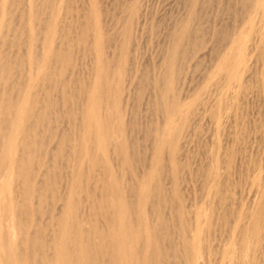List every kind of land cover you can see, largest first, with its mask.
Listing matches in <instances>:
<instances>
[{
    "label": "rangeland",
    "instance_id": "1",
    "mask_svg": "<svg viewBox=\"0 0 264 264\" xmlns=\"http://www.w3.org/2000/svg\"><path fill=\"white\" fill-rule=\"evenodd\" d=\"M260 1L261 4L257 3L256 5L255 0H0V3L4 4H0V12L3 11L1 12L2 14L0 16V19L3 16L0 24L5 21V23H2L3 26L0 25V28L3 27L2 29H0V62L2 61L0 65H3L5 71L4 72L3 70H0V74L3 73L2 77H4L0 80V91L2 90V86L4 87V85L6 84V89L3 88L5 91L4 95H7V91H10V89L12 91L10 92L13 93L12 95H14L22 87V81L26 77L23 81V85L25 83V86L27 87H25V90L24 88L22 89L21 94H24L25 97H31V95L33 96L34 94H36V96L34 95V102H36L34 103L35 113L34 116L32 115L30 117L29 122L34 123L35 121L38 124V126L36 123L33 124V126L36 127L34 128V136H30L32 137L31 139H35L36 141L41 140V144L38 145L35 150H32L33 155L31 152V156L33 159H31L33 161L31 160L30 162L31 164H33L34 162L33 165L35 166V164H38L37 158L40 159L42 157L40 159V163L42 166L38 179H46L48 177V180H50L52 177H54L56 182V184H54V187L55 189H57L56 194L59 196H64L66 195V192L63 194V191L68 184V174L71 173L72 177L74 175V177H76V179H72V181H74V184L72 182L71 188H75L74 185H76V180L78 184V180L81 181L82 179L83 181V179L85 178L86 180L84 179V182H81V184L83 183L82 185L80 183L78 184V186L80 187L85 186L84 188L81 187L82 189H84V191H82L79 187L80 190H78L82 191V195H79L84 199L86 197H89L88 202H91V199L95 201L96 196L97 198L100 197V200L98 199L97 201H95L98 204L104 200L102 198L106 196L105 192H108L107 187H109L112 183L111 182L108 185V182L110 180L109 177L111 175L112 179L110 181H112L114 178L117 179H114V182L112 183L113 185L117 182V184L120 183L119 185L122 184L121 186H124L126 182L130 183L128 184L129 186L127 185L128 188L126 185L124 186V189H126L127 191V189H132L131 187L134 183V181L132 180L134 178L136 179V177L138 176L137 178L139 179V176L142 177L143 173H145V176H143V178H146V174L150 170L149 172L152 178L151 185L153 186V184L159 183L158 192H161L160 195L165 192H170L169 194H173V196L175 195V193L182 194H179V196H177L176 194L174 197L175 199L173 200V197L171 198L169 197V195L166 196V194L168 193H165L164 197L166 196L169 198L165 197L166 202L162 201L165 205V208L164 205L162 206V209H164V211L161 210V207H159L160 205L157 207L158 209H156L155 206V214H158L157 216H159L160 213L161 216L159 217V220L161 218L163 219V221H161L162 219L160 220V224L162 222H167L169 224L168 226V224L165 223L166 226H168L167 228H165V224L162 223L163 227L165 226L164 229H168L167 231L164 230L168 234H166V243L164 242V247L168 248L169 245L168 249L165 248L167 252L169 251L170 247H172L171 238L169 240L168 236L171 235L170 237H172L176 235L175 233L177 232V229L179 227L181 229V233L183 234L184 240L187 242V244L189 243V247H191V249L194 246H197L200 240L202 242H199L202 245L198 244V246L200 248H203L202 250L199 248L200 252H204L205 250V254L201 253L205 255V258L203 259V255H200L199 258L201 257L200 260H202V262L198 261V259L196 264H199V262L200 264H205L203 260H205L206 264H226L228 260L229 264H235V261L236 264L237 261L242 262L238 264H253L254 261L259 264L261 263V259L264 264V246H262V244H264V239H260L262 240L260 241V243L263 242L261 244L258 242L259 239H257V241L252 244V247L251 244L246 243L244 244V246L241 244V247H243H240L241 249H239L238 246H240V244L237 245L236 247H238L239 251L241 250L240 252H238V250L236 252L235 246H233L234 250L230 247L233 250L232 254H230L232 250L228 247L231 246L230 244L233 240L235 242H237L238 240L237 244L240 243V239H237L238 236H235L236 232L234 231V229L236 228L237 224H241L242 221L240 220V218H242L245 213L243 211H245L247 208L249 209L251 206V201V204H253L257 196H259V192H257L258 194H256L255 189L257 190V183L264 176V26H262L264 24V9H262L264 8V0ZM8 2L9 4L8 6H6V3ZM252 2L253 4H251ZM10 3H12V5ZM1 6L6 7L2 9ZM256 7L258 8V10ZM251 9H255V16L253 13L254 11L252 10L251 12ZM260 9L262 11H259ZM30 11L31 13H29ZM95 11L97 14L95 13ZM262 13L263 15H260ZM30 14L32 15V17ZM252 14L254 18L252 17ZM5 15L6 17H8L7 15H9V17L7 18L8 21L6 20ZM88 15H91L90 18L88 17ZM99 16L102 18V20ZM28 18H30V20ZM89 19L91 22L89 21V23H87L86 20L88 21ZM29 21L31 22L29 23ZM49 22L51 26L47 25L49 24ZM99 22L102 23V26L101 23L99 24ZM77 25L79 27H77ZM89 25L90 27H93L91 28L92 30L90 29ZM52 26L56 27L53 28ZM48 27L52 29L50 30ZM46 28L47 30H45ZM101 28L103 29V31ZM93 29H95V31ZM52 30H56V33ZM46 31H49V33ZM92 32L97 33L94 34ZM99 32H102L103 34ZM51 34L54 36V38ZM77 34H79L80 36L79 39ZM48 36H52V38ZM103 37L106 41L103 40ZM48 39H51L53 42L49 41ZM50 42L54 44H51ZM59 43H63L61 46H59V48H61L63 52L61 51V49L59 50L63 53L62 56H66L67 60L70 59L66 61V59L64 58V60L66 62H69V64H66V62L64 63V61L60 60H49L50 52L54 49V47H57ZM104 43L107 44L105 45ZM51 45L52 47L50 48ZM103 45L105 46V49ZM240 51L241 53H239ZM47 52H49V55L46 54ZM44 55L48 57H46L47 59L44 58L47 61L42 59ZM102 55L104 56L103 58ZM101 58L103 60H101ZM38 59L39 61H37ZM43 60L45 62H43ZM102 61H105V65L103 63L104 67L101 65V68L100 64H102ZM53 62H55L56 64ZM59 62H63L65 67ZM92 63L95 64V66L99 65V68L95 67ZM237 63L239 64L237 65ZM53 64L55 66L57 64L58 65L55 67ZM37 65L39 66V68L37 67ZM9 66L10 68L13 66L11 70L10 68L8 70ZM29 66H35L36 68L34 70L36 71H31ZM60 66H63V68L61 67L62 69H59ZM241 67L242 69H239ZM96 68L98 69V72H96ZM236 68L239 69V71ZM38 69L43 70L39 71ZM90 70H92V72ZM93 70L97 74V77L98 75L100 76L99 70H101V74L102 72H104V76L102 75L104 81L101 78L103 84L101 81V85L94 89V91L96 92L93 91V95L94 98L96 97V100L97 97H99L98 95L101 96L100 92H102V95L104 93L103 96L99 97L101 100H103L102 106L100 105L101 102L99 101L100 106L99 108H97V111H100L102 113L103 116L101 117V119L103 118L107 126V135L104 140V145L108 146V139L110 138V136H112L114 137L113 140L116 139V142L118 141L116 146L119 151L124 152L125 150V152H121V154L120 152L116 153L118 152L116 151V154H120L119 158H117L118 155L116 156L115 153L111 154V146H108L110 149H108V147H106L107 149H105L110 154L105 153L107 154L106 156L104 155V152L107 151L103 150L102 147H98V150H94L93 154H95L94 157L99 158L97 160L95 158V162L98 163L97 168L102 167V170L104 171L100 170V168L99 170H97L95 167L98 173H95V169L94 171L89 170V172L87 173L85 165H82L84 164V158L81 159L82 157H84V154H82L83 152L80 153V151L78 150L79 157H81L78 158V151H74V149L76 150V148L73 147L72 150L71 148L74 144L80 142L81 139L80 137L78 138L80 134H78V130H76L78 126L77 107L79 106L81 97H84L83 95L86 89L84 85L88 84V81L86 80L95 78ZM39 72L40 76H43L41 75L43 73L45 77H40V79H42L35 81V84H33V77H31L32 80H29L30 76H34V73ZM89 72H91L92 75ZM108 73H110V75ZM236 73H238V78L236 77ZM4 75L6 77L8 76L9 78H5ZM90 76L91 78H89ZM108 77L109 79H107ZM236 78L237 80H235ZM30 81H33L32 84L34 86H29V83L31 84ZM40 81L42 84L40 83ZM173 82L175 83V85ZM12 84H14V88H11ZM19 84L21 87L17 88ZM99 87L103 91H100ZM109 88L114 90L113 92L115 93H113L111 89L109 91ZM108 96H110V98ZM116 97L117 99H113L114 101L111 100L112 98ZM104 99L105 103L103 104ZM110 100L111 102H109ZM109 103H111L110 106L112 105L113 111L116 110V112L114 111V113H118L119 115H115L112 112V107L110 108L109 105H105ZM95 104L98 105V102L96 101ZM119 104L122 106H120ZM120 107H122V109ZM174 107H176V109ZM101 108L103 111L101 110ZM173 109L176 113L173 111ZM119 110H121V112ZM97 111H95V114L98 116L99 112L97 113ZM107 111L110 112L107 113ZM187 111H189V113ZM37 114L40 117L39 122H37L38 120H35L33 118L37 116ZM111 114H113L114 117L113 115L111 116ZM115 116L118 117L117 119L119 122L116 120ZM107 119H114L118 124L115 123L116 121L110 120L107 123ZM120 119H122L123 122ZM120 121L122 122V124L125 123L123 124L124 126L121 125ZM164 121H166V123H164ZM111 123H115L117 124V126L120 124V127L118 126L119 129L116 128L114 124L112 126ZM109 127H113L112 131ZM122 127L123 129H125L124 127H126V131L123 130ZM121 129L125 133L122 131L120 133L119 131ZM162 130L164 131L163 135H165L166 138L175 139L176 148L172 158L166 159L165 153L157 152L156 156L158 157L159 162H157L156 160L155 164H160L162 162V166L160 165V167H158L159 164H153L152 166H150V161L152 159H150V157L151 155H153L150 153H153L154 151V141L156 142L157 138H159V135L157 134H160V137L162 136ZM112 132L117 133L115 134L117 135V137L119 135L120 136L117 138ZM174 132V135L176 136L172 137V134ZM123 133L125 134V136ZM153 135L156 138H154ZM67 138H71V148L69 145V139ZM119 138H121L122 141L121 139L119 140ZM152 139L155 140L153 141ZM123 141H126L125 144L122 143L124 145L121 144V142ZM58 142H60L61 144ZM177 145H179L180 147L178 148ZM69 149L72 151V153ZM100 150L103 154H101ZM73 151L77 155L74 154ZM67 155H69L70 157ZM99 155H101L102 157L105 156L103 158H107V160L108 158L113 156L112 159L114 160L110 158L109 160H112L111 162L106 161L101 156L99 157ZM34 157H36V159H34ZM77 158L78 161L76 160ZM114 161L116 162L114 163ZM76 162L81 163L78 166H75L77 164ZM104 162H106L105 165L102 164ZM174 163H176L177 165H174ZM101 164L104 166H101ZM107 166H110L113 172L111 171L110 167L107 168ZM113 166L118 168H114L117 172L113 169ZM171 166H173L172 169ZM176 166L177 168H175ZM152 168L154 169V171ZM208 169L209 172L211 171L210 174H213V170L214 174L217 172L215 175L213 174L214 177L213 175H210L209 172H207ZM105 170L108 172H106ZM110 171L112 173H110ZM46 172H48V174H46ZM83 172H85L86 175H83L85 174ZM90 172H94L96 175H92V173ZM132 173L135 175H133ZM160 174L163 176V178L160 177L162 179L158 178ZM80 175L82 178L79 177ZM113 175L116 176L113 177ZM168 175L169 179L166 177ZM260 175L261 177L259 178ZM91 176H93V178H97V182L96 179L93 180ZM104 177L107 179L105 180ZM212 177L214 179L216 178L215 183L213 182L214 180ZM130 178H132V180ZM0 179V183H2L3 177L0 176ZM161 180L164 183L160 182ZM256 180L257 183L255 182V184L254 181ZM101 181H103L104 184ZM98 184L99 186H97ZM161 184H163L165 187ZM169 184L171 186H169ZM94 185L97 187V189L99 188L100 190H103L100 191L98 189L100 191L98 192V190L95 189L96 187ZM174 185H177L176 189ZM210 185L213 186L211 187ZM78 186L75 189H77ZM208 186L210 187V189L212 188L213 192L209 189ZM217 186H219V193ZM86 187L88 188V191L85 190L87 189ZM161 187H163L165 191H163V188ZM169 187L171 191L169 190ZM225 188H229V190H226ZM9 189L10 186L4 191L1 189L0 193H2L0 195V205L6 204L5 200L8 196L7 193H9ZM75 189L73 190L76 193L77 191ZM89 189L91 191L93 190L92 192H94V194L92 193L90 195L89 193L91 192ZM166 189H168V191ZM174 189L178 190V192ZM223 190H225V192ZM65 191H67V189ZM95 191L100 193V195ZM221 191L224 193H221ZM48 192L49 191H47L46 193ZM86 192L89 193L87 194ZM73 193L74 192L72 191V197L75 198L79 196L76 195L78 192L76 194L74 193L76 196ZM220 193L222 194L221 196ZM48 194H46V196ZM95 194L96 196H92ZM210 194L212 195L210 196ZM217 194H219V196ZM223 194L226 195L227 199ZM4 196L5 200L3 198ZM179 197L181 198V200H183L181 201ZM214 197H216V201L214 200ZM45 198L46 200H44L47 202L42 201V205H40L33 213V215L35 216V213L39 211L36 215L38 216V218L35 216L34 219L32 218L33 215L31 216V220L33 221L32 224L36 225L38 224V222L40 223L37 226L38 228H40L39 232H41L40 230L42 229V227L44 228L49 222V206L51 205L50 207H52L53 209L51 213H54L55 210V213H57L59 211L58 208L61 206V200H55L56 198L51 196L50 198L52 199H50L49 197ZM81 198L80 200H82V202L85 201ZM75 199H78L76 200V202L79 203L78 208L75 209L77 210L75 212L78 213L80 212L79 209L81 210V202L79 201V198ZM221 199L223 200V202L225 201V199L226 201L224 203L222 202L223 204H221V202H219L221 201ZM93 200L92 202H94ZM174 201L178 205L175 204ZM103 202L106 203V201ZM170 202H173L174 205L173 203L172 205H169ZM213 202H215V204L216 202L220 203L222 205V208L219 204V206L215 205V207L213 205V209ZM246 202L250 203L248 204ZM44 203H46L47 205ZM97 204H95L94 206H97L96 209L98 210L99 208ZM47 206L49 209H47L48 211L46 212L45 210ZM170 206L173 207L171 208ZM183 207L184 209H182ZM211 208L215 211V213L212 212L213 210ZM91 209H94V207L90 208V213L93 212ZM96 209L94 210L95 213L97 211ZM177 209L179 210L176 211ZM215 209H217L218 211H216ZM99 210H106V207L103 206ZM203 210H205L204 213H202ZM219 210L222 216L219 214ZM236 210L239 212V214L238 212H236ZM40 212L42 214H40ZM94 212L92 213V215L94 214ZM209 212L211 214H209ZM163 213L164 215H162ZM235 213L236 215H238V219L235 218ZM202 214L203 217H201ZM214 214L216 215V217L214 216ZM218 214L221 217H219ZM223 215H225L226 217L224 216V218H222ZM95 216H93L94 219H92L90 218L92 217L90 214L89 219H91V223L93 224L92 220L95 221V218H97L96 222L98 223L94 222L95 225H93L98 228L97 230L99 231V226H102V223L100 225L99 221H103L101 217ZM207 216H209V219L207 218ZM212 217L217 219L219 218V221L213 218L215 221L214 222L213 219H211ZM2 218H0V226L4 225L3 227L1 226V228H4L2 230L5 231V224H2L5 222ZM197 218L199 220L201 218L203 219L201 220L202 222L198 221L199 224L202 225L201 228L200 225H198ZM220 218L225 219V221H222ZM190 219L193 220L192 225L195 224L193 225L196 228L195 230L193 226L190 228ZM181 220L182 223L180 222ZM210 221L212 225L214 224L213 226L210 224ZM221 221L224 222V224ZM186 222L187 224H185ZM203 222L206 224H204ZM143 224L144 223L140 221L139 227L143 228ZM183 224H185L186 227ZM209 224L212 227H210ZM182 225L184 227H182ZM203 227L206 228H204L205 230L203 229V232L205 231L206 233H199L198 235H206L207 238L203 235V237H205L206 239L205 244L203 243L204 239L202 237L200 238V236L197 235L199 229L202 232L201 229ZM229 228H231L233 231ZM102 230L103 229H101L100 231L102 232ZM4 231H0L2 240ZM228 232L232 234L230 235L231 240L228 239L230 237H228V240H226V237L229 236ZM185 234L186 236H184ZM187 234H190L191 236H187ZM193 236H198L200 239L195 242ZM232 236H235L236 238L234 237L232 239ZM45 237L44 240L42 238L43 241H41L40 239H38V241H41L42 244H46L47 241L45 240L47 237ZM2 240L0 239V241ZM225 240L227 242H225ZM38 241H36V244H38ZM41 242L39 244H41ZM233 243L234 242H232V244ZM39 244L37 246H39ZM257 244H260V248H258L259 245L257 246ZM203 246L205 248L207 246V248L205 249ZM248 246L251 248H249ZM253 249H260L261 251H259L262 252V254H258V250V253H256L257 251L254 252ZM170 251L169 253L172 255L173 247L172 249H170ZM249 251L252 255H247L250 254ZM237 253L241 258H239L240 260L237 258ZM242 253H244V258L241 257ZM226 254H229V257H227L228 255L226 256ZM171 255L169 259L172 260L169 263L173 264V257ZM231 255L233 257L232 259H234L233 261H231L232 259H230ZM257 255L258 257L261 256L260 261L256 260ZM38 256H36V259L38 258ZM224 256L226 260L223 259ZM246 257H248V259L250 257V261H246Z\"/></svg>",
    "mask_w": 264,
    "mask_h": 264
},
{
    "label": "bare ground",
    "instance_id": "2",
    "mask_svg": "<svg viewBox=\"0 0 264 264\" xmlns=\"http://www.w3.org/2000/svg\"><path fill=\"white\" fill-rule=\"evenodd\" d=\"M7 1V0H6ZM10 1V0H9ZM51 1V0H50ZM1 2H3V1H1ZM44 2V1H43ZM261 1L260 0H255V4L257 5V3H259V4H261L260 3ZM263 2V1H262ZM14 3V2H13ZM51 3V2H50ZM56 3V2H55ZM54 3V4H55ZM0 4H3V3H0ZM8 4H9V2L8 3H6V6H8ZM11 5H12V3H10ZM251 4H253V2L251 3ZM258 4V5H259ZM263 4V3H262ZM4 5V4H3ZM264 5V4H263ZM262 5V6H263ZM6 6H4V7H6ZM61 6V5H60ZM2 7V6H1ZM4 7H2V9L4 8ZM90 7H92V6H90ZM252 7V6H251ZM101 8V7H100ZM257 8V7H256ZM261 8V7H260ZM67 9V8H66ZM133 9V8H132ZM262 9H264V8H262ZM1 10V9H0ZM10 10V9H9ZM252 10L253 9H251V12H252ZM255 10V9H254ZM253 10V11H254ZM257 10H258V8H257ZM256 10V11H257ZM12 11V10H11ZM33 11V10H32ZM259 11H262L261 9L259 10ZM1 12H3V11H1ZM0 12V16H1V13ZM4 12H5V10H4ZM71 12V11H70ZM264 12V11H263ZM8 13V12H7ZM6 13V14H7ZM29 13H31V11L29 12ZM53 13V12H52ZM93 13V12H92ZM95 13H96V11H95ZM254 13V16H255V11L253 12ZM258 13V12H257ZM261 13V12H260ZM9 14V13H8ZM97 14V13H96ZM11 15V14H10ZM31 15V14H30ZM92 15V14H91ZM91 15H88V17L90 18V16ZM99 15V14H98ZM102 15V14H101ZM260 15H263V13L262 14H260ZM8 17H9V15H7ZM28 16H29V14H28ZM3 17V16H2ZM2 17H1V19H0V21H2ZM5 17H6V15H5ZM8 17H6V20H7V18ZM31 17H32V15H31ZM87 17V18H88ZM93 17V16H92ZM100 17V16H99ZM252 17H253V14H252ZM56 18V17H55ZM101 18V17H100ZM254 18V17H253ZM29 20H30V18H28ZM84 19V18H83ZM257 19V18H256ZM261 19V18H260ZM4 20V19H3ZM9 20H10V18H9ZM93 20H94V18H93ZM101 20H102V18H101ZM8 21V20H7ZM89 21H90V19L87 21L86 20V22L87 23H89ZM261 21V20H260ZM31 21H29V23H30ZM91 22V21H90ZM102 22V21H101ZM101 22H99V24L101 23ZM249 22V21H248ZM263 22V21H262ZM2 23H5V21H3ZM2 23L0 24L1 26H3L2 25ZM7 23V22H6ZM53 23V22H52ZM57 23V22H56ZM56 23H55V25H56ZM8 24V23H7ZM48 26H51L50 25V22H49V24H47ZM47 25H46V27H47ZM54 25V24H53ZM91 25V24H90ZM90 25H89V27H90ZM7 26H9V25H7ZM101 26H102V23H101ZM262 26H264V24L262 25ZM53 27V26H52ZM56 27V26H55ZM55 27H53V28H55ZM65 27V26H64ZM77 27H79L78 25H77ZM97 27V26H96ZM3 28V27H2ZM2 28H0V29H2ZM49 28V27H48ZM82 28V27H81ZM91 28H93L92 26L90 27V29ZM95 28V27H94ZM5 29V28H4ZM50 29V28H49ZM52 29V28H51ZM50 29V30H51ZM102 29V28H101ZM100 29V30H101ZM45 30H47V28L45 29ZM56 30H57V28H56ZM55 30V31H56ZM60 30V29H59ZM92 30V29H91ZM94 31H95V29H93ZM99 30V31H100ZM2 31V30H1ZM52 31H54V30H52ZM54 31V32H55ZM77 31V30H76ZM80 31V30H79ZM90 31V30H89ZM102 31H103V29H102ZM127 31V30H126ZM46 32H48L49 33V31H46ZM54 32H53V34H54ZM52 33V32H51ZM56 33V32H55ZM58 33V32H57ZM89 33V32H88ZM92 33H97V32H92ZM99 33H102V32H99ZM82 34V33H81ZM103 34V33H102ZM52 35V34H51ZM91 35V34H90ZM101 35V34H100ZM127 35V34H126ZM53 36V35H52ZM52 36H48V37H50V38H52ZM65 36V35H64ZM77 36H78V39H79V34H77ZM87 36V35H86ZM97 36V35H96ZM96 36H95V38H96ZM253 36V35H252ZM47 37V38H48ZM57 37V36H56ZM82 37H84V36H82ZM94 37V36H93ZM53 38H54V36H53ZM29 39H30V37H29ZM78 39H76V40H78ZM84 39V38H83ZM92 39H94V38H92ZM99 39V38H98ZM49 40V39H48ZM87 40V39H86ZM103 40H105L104 39V37H103ZM49 41H52L51 39L49 40ZM95 41V40H94ZM106 41V40H105ZM47 42V41H46ZM53 42V41H52ZM101 42V41H100ZM51 43V42H50ZM57 43V42H56ZM56 43H55V46H56ZM93 43V42H92ZM97 43V42H96ZM47 44V43H46ZM51 44H54V43H51ZM60 44V45H59ZM58 45H57V47H54V49L50 52V55L48 54L49 52H47L46 54H48L49 55V60H54V61H64V63L66 62V61H68V60H70V59H68L67 60V58H66V56L64 57V56H62V49L61 48H59V46H61L62 44L61 43H59ZM105 45L107 44V43H104ZM50 45V44H49ZM93 46V45H92ZM104 46V45H103ZM108 46V45H107ZM47 47H48V45H47ZM52 47V45L50 46V48ZM63 48V47H62ZM59 49H61V51L59 50ZM104 49H105V46H104ZM50 50V49H49ZM48 50V51H49ZM246 50V49H245ZM97 51V50H96ZM100 52V51H99ZM65 53V52H64ZM239 53H241V51L239 52ZM248 53V52H247ZM244 54V53H243ZM65 55V54H64ZM95 55V54H94ZM35 56H36V54H35ZM38 56V55H37ZM98 56V55H97ZM239 56V55H238ZM244 56V55H243ZM34 57V56H33ZM47 56H45L44 55V57L42 58V59H44V58H46ZM104 56L102 55V58H103ZM35 58V57H34ZM37 58V57H36ZM48 58V57H47ZM46 58V59H47ZM64 58L66 59V61L64 60ZM101 58V60H103ZM22 59V58H21ZM42 59H41V61H42ZM100 59V58H99ZM17 60V59H16ZM45 60V59H44ZM43 60V62H45V61H47V60H45L44 61ZM95 60H96V58H95ZM7 61V60H6ZM5 61V62H6ZM34 61V60H33ZM37 61H39V59L37 60ZM106 61V60H105ZM105 61H102V64H100V66L102 65L103 66V63L105 62ZM9 62V61H8ZM98 62H100V61H98ZM231 62V61H230ZM239 62V61H238ZM0 63H2V61L0 62ZM32 63V62H31ZM53 63H55V62H53ZM60 63V62H59ZM64 63L62 62V63H60V64H62L63 66H64ZM69 64V62H66V64ZM243 63H244V61H243ZM10 64V63H9ZM47 64V63H46ZM48 64H49V62H48ZM52 64V63H51ZM56 64V63H55ZM65 64V65H66ZM93 64V63H92ZM239 63H237V65H238ZM5 65H7V64H5ZM16 65V64H15ZM20 65V64H19ZM29 65V64H28ZM34 65V64H33ZM54 65V64H53ZM58 65V64H57ZM56 65V66H57ZM94 66H95V64H93ZM93 65H92V67H93ZM104 65H105V63H104ZM244 65V64H243ZM18 66V65H17ZM21 66V65H20ZM31 66H32V64H31ZM49 66H50V64H49ZM55 66V65H54ZM53 66V67H54ZM55 66V67H56ZM63 66H60V68L59 69H62L63 68ZM69 66V65H68ZM99 65H97V66H95V67H98ZM102 66H101V68H102ZM108 66V65H107ZM220 66V65H219ZM242 66V65H241ZM5 67V66H4ZM13 67V66H12ZM11 67V68H12ZM30 67V66H29ZM37 67L39 68V66L37 65ZM52 67V68H53ZM62 67V68H61ZM65 67V66H64ZM104 67V66H103ZM109 67V66H108ZM9 68H10V66L8 67V70H9ZM11 68H10V70H11ZM20 68V67H19ZM36 67L34 66V67H30V70L31 71H33L34 69H35ZM99 68V67H98ZM97 69V68H96ZM237 69V68H236ZM239 69H242V67L241 68H239ZM239 69H237L238 71H239ZM0 70H3L4 71V68H3V65H0ZM5 70H7V69H5ZM19 70V69H18ZM39 71L41 70V69H38ZM43 70V69H42ZM41 70V71H42ZM109 70H110V68H109ZM244 70V69H243ZM34 71H36V70H34ZM91 72H92V70H90ZM94 71V70H93ZM100 71V76L98 75V77H97V74L95 73V71H94V74H95V78H92V79H90V80H86V81H88V84L86 85L85 83V93H84V97L82 98L81 96H79V97H81V101H80V103H79V106L77 107L78 108V110H77V119H78V126H77V129L76 130H78V134H80V136H78V138L80 137L81 139H80V142H78L77 144H74L73 145V143H72V148H71V138H67V139H69V145H70V148H71V150L73 149V147L74 148H76V150L74 149V151L75 152H77L78 150L80 151V153H82V154H84V157H79V151L77 152V154H78V158H81V159H83L84 158V164H82V165H85V167H86V172L88 173L89 172V170L90 171H94V169H95V167H96V169L97 170H99V168H97V165H98V163L97 162H95L97 159H99L98 157L96 158V157H94L95 156V154H93V151L94 150H98V147H102V149L103 150H106L107 148L106 147H108V146H111V154H114L116 151H118V152H116V153H121V152H123V151H119V149L117 148V142H116V139L115 140H113V138L114 137H112V136H110L109 134L111 133H109L108 135L110 136V138H109V136H108V140H109V142L108 141H106V142H108V146L107 145H104V140H105V137H106V135H107V129H106V123H105V121L103 120V118L101 119V117L103 116L102 115V113L100 112V111H97V108H99V106L101 105L102 106V101L103 100H101L99 97H101V96H103L104 95V93H103V95H102V92H100L102 89L99 87V89H100V94H101V96L100 95H98L99 97H97V100H96V97L94 98V95H93V93L94 92H96V91H94V89H96L99 85H101L100 84V82L102 81V79H103V77H102V75L104 76V72H102V74H101V70H99ZM107 71V70H106ZM112 71V70H111ZM5 72V71H4ZM15 72V71H14ZM38 72V71H37ZM91 72H89L90 74H91ZM96 72H98V69H97V71ZM109 72V71H108ZM7 73H8V71H7ZM32 73V72H31ZM239 73V72H238ZM238 73H236V77L238 76ZM5 74V73H4ZM35 75L34 76H30V79L29 80H32L33 79V81H34V83H33V81L31 82V84L29 83V86L30 85H33V84H35V81H37V80H39L40 79V77H45L44 76V74L42 73L41 75H43V76H40L39 74H40V72L39 73H34ZM46 74V73H45ZM107 74V73H106ZM109 75H110V73H108ZM240 74V73H239ZM2 75H3V73L2 74H0V80H1V78H4V77H2ZM7 75H9V74H7ZM10 75H11V73H10ZM92 75V74H91ZM122 75V74H121ZM5 76V75H4ZM8 77V76H7ZM6 76H5V78H7ZM14 77V76H13ZM31 77H33L32 79H31ZM222 77V76H221ZM224 77H226V76H224ZM234 77V76H233ZM9 78V77H8ZM26 78V77H25ZM24 78V79H25ZM89 78H91V76L89 77ZM102 78V79H101ZM121 78V77H120ZM238 78V77H237ZM237 78L235 79V80H237ZM22 79V78H21ZM24 79H23V81H24ZM42 79V78H41ZM40 79V80H41ZM46 79V78H45ZM44 79V80H45ZM48 79V78H47ZM107 79H109V77L107 78ZM231 79H233V78H231ZM3 80V79H2ZM5 80V79H4ZM27 80V79H26ZM28 80V81H29ZM116 80V79H115ZM225 80V79H224ZM13 81V80H12ZM23 81H22V87L20 86V84H19V86H17V88L19 87H21L19 90H18V92H16L14 95H12L13 93H11L12 91H11V89H10V91H7V95H4V89L3 88H5V85H4V87L2 86V90L0 91V176H2L3 177V180H2V183H0V191H1V189L4 191L6 188H8L9 186H10V189H9V193H7L8 194V196L6 197V200H5V196L3 197L4 198V200H5V202H6V204H2V205H0V207H2V208H0V218H2L3 219V221L5 222V223H2V224H5V231L4 230H2V229H4V228H1V226H0V228H1V230L0 231H4V233H3V240H2V237L0 236V239L2 240V241H0V264H172V263H169V262H171V260L169 259V257H170V253H169V251H170V249H172V247H173V253H172V257H173V264L174 263H177V264H196L197 263V260L198 261H201L202 262V260H200L201 259V257L199 258V256L200 255H203V254H205V250H204V252L202 251V252H200L199 250L201 249H203L202 247L200 248L199 246H198V244H201L202 242H201V240L199 241V242H201V243H199L198 242V244H197V246H194L192 249H191V247H189V243L187 244V242L184 240V238H183V234L181 233V229L178 227V229H177V232L175 233L176 235H174V236H172V237H170V236H168V239L170 240V238H171V242H172V247H170V249H169V251L167 252L166 251V249L165 248H167V247H164L165 245H164V242H165V239H166V236L168 235L164 230H166V229H164V227L166 226V224L165 223H167V222H162V223H164L165 224V226L163 227V225H162V223L160 224V222L161 221H163V219L160 221L159 220V217L161 216L160 215V213H159V216H157L156 214H155V212H156V210H155V206H156V209H158L157 207L159 206V207H161V210H163L164 211V209H162V206L164 205L163 203L164 202H162V201H165L166 202V199H165V197L166 196H168L169 195V197H173V200L175 199L174 197H175V195L177 194V193H175V195L173 196V194L171 195V194H169L168 192H165V193H168V194H166V196L164 197V194L165 193H162V195H160V193L158 192V184L159 183H155V184H153V186L151 185L152 183H151V174H150V170L148 171V173L146 174V178L144 177L143 178V176H145L144 174L145 173H143V176L141 177V176H139L140 178L138 179L137 177H136V179L134 180H132V178H130L132 181H134V183H133V186L131 187L132 189H127V191H126V189H124V186L126 185H128V184H130V183H127L126 182V184L124 185V186H121V185H119V184H117L118 182L117 181H115V182H117V183H114V185L112 184L113 182H114V179L115 180H117L116 178H114L112 181H110L112 178V175L110 174V173H112L113 171H112V169H111V167H110V169H111V171H110V180H109V178H108V180H109V182H108V185L110 184V186L109 187H104V188H106L107 190H108V192H103L105 195H103V196H105V197H103L102 199H104L103 201H106V203H104L103 201V203L102 202H100V201H98V202H100V203H98L97 204V202H95V201H97L98 199L100 200V197L99 198H97V196H96V194L95 195H92V196H96V198H95V201L93 200V199H91V202H88V200H89V197L87 198H81V196L80 195H82L81 193H82V191H84V189H82V188H84L85 186H78V184L80 183L81 184V182H84V179H83V181H82V177H81V175L83 174V173H85V172H83L79 177H81L80 179H81V181L80 180H78V184H77V180L75 181V183H76V185L78 186V188L77 189H75L77 186L76 185H74V187L75 188H71V186H72V182H73V184H74V181H72V179H76V177H72V174L70 173V174H68L69 176L67 177V185H66V187H65V189H64V191H63V194L66 192V195H61V196H59V195H57L56 194V190L57 189H55V187H54V184H56V182H55V179H54V177H52L50 180H48V177L46 178V179H38L39 177V173H40V169H41V158L39 159V158H37L38 160H39V162H38V160H37V163L38 164H35V166L33 165L34 164V162H33V164H31L30 162H31V160L33 159L32 158V156H31V152H32V150H35V148L38 146V145H40L41 144V140H33V139H31L32 137H30V136H32L33 134H34V131H35V127L36 126H33V124H35L36 122L34 121V120H32V121H34V123L32 122V123H30L29 122V119H30V117L33 115L34 116V103H36V102H34V100H35V97H34V95L36 96V94H34L33 96L31 95V97L30 96H26L25 97V95L24 94H21V91H22V89L24 88V90H25V87H27V86H25V83H24V85H23ZM27 81V82H28ZM103 81H104V79H103ZM103 81H102V84H103ZM222 81V80H221ZM234 81V80H233ZM1 82V81H0ZM21 82V81H20ZM19 82V83H20ZM26 82V83H27ZM39 82V81H38ZM5 83V82H4ZM33 83V84H32ZM40 83H41V81H40ZM174 83V82H173ZM2 84H3V81H2ZM16 84V83H15ZM42 84V83H41ZM221 84V83H220ZM242 84V83H241ZM8 85V84H7ZM173 85V84H172ZM174 85H175V83H174ZM14 86V84H12L11 85V88H14L13 87ZM28 86V87H29ZM34 86V85H33ZM36 86H37V84H36ZM110 86V85H109ZM103 87V86H102ZM120 87V86H119ZM8 88V87H7ZM177 88V87H176ZM6 89V88H5ZM26 89H28V88H26ZM31 89V88H30ZM35 89V88H34ZM38 89V88H37ZM47 89V88H46ZM110 89L111 88H109V91H110ZM8 90V89H7ZM15 90H16V87H15ZM36 90V89H35ZM35 90H34V92H35ZM112 90V89H111ZM31 91V90H30ZM44 91V90H43ZM84 91V90H83ZM94 91V92H93ZM103 91V90H102ZM114 90H112V92H113ZM175 91V90H174ZM14 92V91H13ZM104 92H105V90H104ZM26 93V92H25ZM32 93V92H31ZM30 93V94H31ZM98 93V92H97ZM113 93H115V92H113ZM20 94H21V96H20ZM46 94V93H45ZM82 94H83V92H82ZM109 94V93H108ZM107 94V95H108ZM111 94V93H110ZM97 95V94H96ZM95 95V96H96ZM116 95V94H115ZM109 98H110V96H108ZM98 98H99V100H98ZM180 98V97H179ZM76 99V98H75ZM113 99H117V97L116 98H112L111 100L112 101H114ZM184 99V98H183ZM111 100L109 101V102H111ZM173 100V99H172ZM192 100V99H191ZM39 101V100H38ZM95 101V102H94ZM96 101L98 102V105H96L95 103H96ZM99 101L101 102V104L99 105ZM117 101H120V100H117ZM116 101V102H117ZM179 101H181V100H179ZM106 102H108V101H106ZM105 103V99H104V102H103V104ZM113 103V102H112ZM120 103V102H119ZM177 103V102H176ZM110 104L111 103H109V104H105V105H109L110 106ZM182 104H184V103H182ZM186 104V103H185ZM189 104V103H188ZM187 104V105H188ZM44 105V104H43ZM78 105V104H77ZM114 105V104H113ZM120 105V104H119ZM178 105V104H177ZM181 105V104H180ZM179 105V106H180ZM108 106V107H109ZM120 106H122V105H120ZM178 106V107H179ZM106 107V106H105ZM112 107V105L110 106V108ZM117 107H118V105H117ZM182 107V106H181ZM180 107V108H181ZM183 107H185V106H183ZM104 108V107H103ZM109 108V109H110ZM121 109H122V107H120ZM175 109H176V107H174ZM191 108V107H190ZM106 109V108H105ZM119 109V108H118ZM124 109V108H123ZM178 109V108H177ZM184 109V108H183ZM101 110H102V108H101ZM111 110V109H110ZM160 110H161V108H160ZM163 110V109H162ZM190 110V109H189ZM192 110V109H191ZM37 111V110H36ZM95 111H97V113L99 112V114H98V116L95 114ZM103 111V110H102ZM115 112H116V110H114ZM114 111H113V107H112V112L114 113ZM120 112H121V110H119ZM173 111H174V109H173ZM182 111V110H181ZM108 112H110V111H107V113ZM111 112V113H112ZM124 112H125V110H124ZM164 112V111H163ZM175 112V111H174ZM188 113H189V111H187ZM105 113H106V111H105ZM176 113V112H175ZM193 113V112H192ZM115 114V113H114ZM162 114V113H161ZM172 114V113H171ZM171 114H169V115H171ZM40 115V114H39ZM75 115V114H74ZM113 114H111V116H112ZM115 115H119L118 113H116ZM178 115V114H177ZM182 115H183V113H182ZM186 115H188V114H186ZM216 115V114H215ZM41 116V115H40ZM173 116V115H172ZM171 116V117H172ZM176 116V115H175ZM179 116V115H178ZM113 117H114V115H113ZM112 117V118H113ZM116 117V120L118 121V117L117 116H115ZM35 120H38L37 122H39V119H40V117L38 116V114H37V116H35V117H33ZM38 118V119H37ZM104 118H107V117H104ZM108 118H109V116H108ZM111 118V119H112ZM163 118V117H162ZM167 118H168V116H167ZM186 118H188V117H186ZM111 119H107V123H108V121L110 120V121H116V120H111ZM122 119H123V117H122ZM122 119H120V120H122ZM166 119V118H165ZM177 119V118H176ZM175 119V120H176ZM167 120V119H166ZM117 121L115 122V123H117ZM119 122V121H118ZM121 122V121H120ZM122 122H123V120H122ZM122 122H121V125H123V124H125V123H123L122 124ZM115 123H113L114 124V126H116V128H118V126L120 125H118L117 126V124H115ZM164 123H166V121H164ZM163 123V124H164ZM169 123V122H168ZM37 124V123H36ZM112 124V123H111ZM113 124H112V126H113ZM181 124H182V122H181ZM169 125V124H168ZM186 125H187V123H186ZM37 126H38V124H37ZM110 126V125H109ZM124 126V125H123ZM120 127V126H119ZM169 127V126H168ZM39 128V127H38ZM76 128V127H75ZM109 128H111V131H112V128L113 127H109ZM115 128V129H116ZM125 129H126V127H124ZM34 129V130H33ZM119 129V128H118ZM122 129H123V127H122ZM122 129L119 131L120 133H121V131H122ZM125 129H123V130H125ZM163 129V128H162ZM165 129V128H164ZM38 130V129H37ZM110 130V129H109ZM158 130H159V128H158ZM177 130V129H176ZM175 130V131H176ZM115 131V130H114ZM126 131V130H125ZM163 131V130H162ZM122 132H124V131H122ZM159 132V131H158ZM36 133V132H35ZM113 133V132H112ZM125 133V132H124ZM123 133V134H124ZM179 133V132H178ZM83 134V135H82ZM114 134V136L115 137H117V135H115V134H117V133H113ZM127 134V133H126ZM164 134V131L162 132V136L160 137V134H157V135H159V138H157V140H156V142L154 141V143H155V145H154V151H153V153H150V154H153V155H151V157H150V159H151V161H150V166H152L153 164H155L156 163V160H157V162H159L158 160V157L156 156V153L157 152H162V153H165V157H166V159L167 158H172V156H173V153H174V151H175V139L174 138H166L165 137V135H163ZM175 134V132L172 134L173 136L172 137H174V136H176V135H174ZM81 135H82V137H81ZM112 135V134H111ZM182 135V134H181ZM34 136V135H33ZM120 136V135H119ZM118 136V137H119ZM124 136H125V134H124ZM123 136V137H124ZM74 137H75V134H74ZM112 137V138H111ZM117 137V138H118ZM122 137V136H121ZM153 137H154V135H153ZM35 138V137H34ZM125 138V137H124ZM124 138H123V140H124ZM154 138H156V137H154ZM121 138H119V140H120ZM63 140V139H62ZM118 140V139H117ZM72 141H73V139H72ZM76 141H77V138H76ZM121 141H122V139H121ZM152 141V142H153ZM120 142V141H119ZM126 142V141H125ZM125 142L123 141V142H121V144L122 143H124L125 144ZM43 143V142H42ZM58 143H60V142H58ZM128 143V142H127ZM35 146H34V145ZM61 144V143H60ZM106 144V143H105ZM124 144H122V145H124ZM153 144V143H152ZM151 144V145H152ZM34 147H33V146ZM121 147H123V146H121ZM120 147V148H121ZM151 147V146H150ZM177 147L179 148L180 146L179 145H177ZM106 148V149H105ZM116 148H117V150H116ZM152 148V147H151ZM108 149H110L109 147H108ZM123 149V148H122ZM121 149V150H122ZM133 149V148H132ZM153 149V148H152ZM70 150V149H69ZM70 150V152L72 153V151ZM74 151H73V153H74ZM107 151V150H106ZM152 151H150V152H152ZM177 151V150H176ZM179 151V150H178ZM100 152H101V154H103L102 153V151L100 150ZM124 152H125V150H124ZM123 152V153H124ZM96 153V152H95ZM99 153V152H98ZM98 153H97V156H98ZM105 153H109L108 151L107 152H104V155H106L107 156V154H105ZM115 153V155L117 156L118 154H116ZM62 154V153H61ZM74 154H76V153H74ZM76 154V155H77ZM82 154H80V155H82ZM100 154V153H99ZM110 154V153H109ZM122 154V153H121ZM175 154H177V153H175ZM32 155H33V152H32ZM34 155H36V154H34ZM73 155V154H72ZM76 155H75V157H76ZM120 155V154H119ZM119 155H118V157L117 158H119ZM124 155V154H123ZM126 155V154H125ZM163 155V154H162ZM161 155V156H162ZM179 155V154H178ZM40 156H42V155H40ZM67 156H69V155H67ZM74 156V155H73ZM72 156V157H73ZM101 155H99V157H100ZM70 157V156H69ZM75 157H74V159H75ZM102 157V156H101ZM103 157H105V156H103ZM102 157V158H103ZM112 157L113 156H111L110 158L112 159ZM32 158V159H31ZM78 158L76 159L77 161H78ZM95 158H96V160H95ZM110 158H108V160H107V158H103V159H105L106 161H110L109 159ZM116 158V157H115ZM121 158H122V155H121ZM175 158V157H174ZM34 159H36V157H34ZM164 159V158H163ZM224 159H226V158H224ZM68 160V159H67ZM112 160H114V159H112ZM111 160V161H112ZM33 161V160H32ZM34 161H36V160H34ZM101 161V160H100ZM110 161V162H111ZM225 161V160H224ZM70 162V161H69ZM82 162V161H81ZM81 162H76L77 164L75 165V166H78ZM99 162V161H98ZM103 162V161H102ZM116 161H114V163H115ZM175 162H176V159H175ZM36 163V162H35ZM97 163V164H96ZM100 163V162H99ZM105 163L106 162H104V163H102V164H104L105 165ZM162 163V162H161ZM161 163L159 164V163H157V164H159L158 165V167H160V165H161ZM101 164V166H104V165H102ZM111 164V163H110ZM157 164H155V165H157ZM107 165V164H106ZM108 165H109V162H108ZM112 165V164H111ZM144 165V164H143ZM145 165H146V163H145ZM174 165H177L176 163H174ZM173 165V166H174ZM34 166V167H33ZM68 166H69V163H68ZM99 166H100V164H99ZM114 166H115V164H114ZM113 166V169L114 168H116V167H114ZM149 166V165H148ZM162 166V165H161ZM169 166V165H168ZM173 166H171V169L173 168ZM82 167V166H81ZM84 167V166H83ZM106 167V166H105ZM108 166H107V168H109ZM170 167V166H169ZM106 168V169H107ZM151 168V167H150ZM175 168H177V166L175 167ZM74 169V168H73ZM88 169V170H87ZM95 169V170H96ZM116 169H118V168H116ZM116 169H114L115 171H116ZM153 169V168H152ZM156 169V168H155ZM162 169V168H161ZM212 169V168H211ZM210 169V170H211ZM213 169H214V167H213ZM75 170V169H74ZM97 170L95 171V173H98L97 172ZM100 170H102V167L100 168ZM178 170V169H177ZM47 171V170H46ZM83 171V170H82ZM102 171H104V170H102ZM106 171V170H105ZM123 171V170H122ZM134 171V170H133ZM138 171V170H137ZM153 171H154V169H153ZM159 171H160V169H159ZM163 171V170H162ZM106 172H108V171H106ZM117 172V171H116ZM124 172V171H123ZM139 172V171H138ZM144 172V171H143ZM207 172H209V169H208V171ZM211 172V171H210ZM210 172H209V174H210ZM216 172V171H215ZM75 173H76V171H75ZM74 173V174H75ZM78 173V172H77ZM90 173H92V172H90ZM94 172L92 173V175L93 174H95ZM115 173V172H114ZM113 173V174H114ZM152 173V172H151ZM159 173V172H158ZM217 173V172H216ZM215 173V174H216ZM46 174H48V172H46ZM67 174V173H66ZM79 174V173H78ZM77 174V175H78ZM120 174H122V173H120ZM133 174V173H132ZM155 174H156V172H155ZM213 174H214V170H213ZM213 174H210V175H213ZM214 174V175H215ZM219 174V173H218ZM83 175H86V173L85 174H83ZM88 175V174H87ZM91 175V174H90ZM96 175V174H95ZM97 175H100V174H97ZM101 175H102V173H101ZM106 175V174H105ZM133 175H135V174H133ZM214 175H213V177H214ZM67 176V175H66ZM116 175H113V177H115ZM121 176V175H120ZM173 176V175H172ZM86 177V176H85ZM97 177V176H96ZM107 177V176H106ZM160 177H162L163 178V176L160 174V176L158 177V178H160ZM168 179H169V175L168 176H166ZM212 177V178H213ZM261 177V175L259 176V178ZM78 178V177H77ZM88 178V177H87ZM91 178L93 179V180H95L96 179V182H97V178H93V176H91ZM100 178H101V176H100ZM99 178V179H100ZM103 178V177H102ZM105 178V177H104ZM154 178V177H153ZM157 178V177H156ZM155 178V179H156ZM162 178H160V179H162ZM171 178V177H170ZM174 178H176V177H174ZM178 178V177H177ZM58 179V178H57ZM79 179V178H78ZM98 179V180H99ZM107 178H105V180H106ZM119 179V178H118ZM154 179V180H155ZM167 179V180H168ZM207 179V178H206ZM86 180V179H85ZM153 180V181H154ZM167 180H166V182H167ZM172 180V179H171ZM213 182L215 183V180H216V178L214 179L213 178ZM259 180V179H258ZM0 181H1V179H0ZM88 181H89V179H88ZM87 181V182H88ZM104 181V180H103ZM103 181H101V182H103ZM127 181H129V180H127ZM152 181V182H153ZM165 181V180H164ZM86 182V181H85ZM120 182V181H119ZM160 182H162V180L160 181ZM171 182V181H170ZM257 183V180L256 181H254V183ZM99 183V182H98ZM162 183H164V182H162ZM177 183V182H176ZM255 183V184H256ZM48 184H49V186H48ZM83 184V183H82ZM81 184V185H82ZM103 184H104V182H103ZM258 184V186H256V185H254V186H256V188H257V190L255 189V191H256V194H258L257 192H259V196H257V198L255 199V201L253 202V204H251L252 203V201H251V203L250 202H246V203H250V208L248 209H243V210H245V211H243V212H245L244 213V215L242 216V218H240V220L242 221L241 222V224H237V226H236V228L234 229V231L236 232V235L235 236H238L237 237V239L239 238L240 240H239V242L240 243H238L237 244V242H238V240H237V242H235L234 240L232 241V242H234V243H236V244H232V242H231V246H228L229 248L231 247V248H233V246H235V250H236V252H237V250H238V247H239V249H241L243 246H244V244H246V243H249V244H251V247L253 246L252 244H254V242L255 241H257V239H259V243H260V241H262V240H260V239H264V176L260 179V181L257 183ZM102 185V184H101ZM161 185H163V184H161ZM215 185V184H214ZM220 185V184H219ZM49 188H48V187ZM95 186V185H94ZM97 186H99V184L97 185ZM112 186V187H111ZM129 186V185H128ZM128 186H127V188H128ZM164 186V185H163ZM169 186H171L170 184H169ZM175 186V189L177 188L176 186L177 185H174ZM211 186V185H210ZM213 186V185H212ZM211 186V187H212ZM252 186H253V184H252ZM81 188V190L82 191H79L80 190V188ZM96 187V186H95ZM102 187V188H103ZM111 187V188H110ZM165 187V186H164ZM209 187V186H208ZM215 187V186H214ZM218 187V193H219V186H217ZM216 187V188H217ZM223 187V186H222ZM58 188V187H57ZM87 188V187H86ZM126 188V187H125ZM161 188H163V187H161ZM160 188V189H161ZM48 189V190H47ZM67 189V191H65ZM73 189H75L77 192V194L75 193V191L73 190ZM79 189V190H78ZM94 189V188H93ZM95 189H97V187L95 188ZM94 189V190H95ZM99 189V188H98ZM97 189V190H98ZM105 189V190H106ZM174 189V190H175ZM209 189H210V187H209ZM208 189V190H209ZM214 189V188H213ZM221 189V188H220ZM224 189V188H223ZM226 190L228 189L229 190V188H225ZM49 191L48 193H46L47 191ZM85 190H87L88 191V188L87 189H85ZM90 190V189H89ZM100 190V189H99ZM98 190V192H100V191H102V190H100L99 191ZM167 191H168V189H166ZM169 190L171 191V189H170V187H169ZM210 190H212V188L210 189ZM217 190V189H216ZM222 190V189H221ZM72 191L76 194V195H79L78 197H75V198H79V201L81 202L80 203V207H81V210L79 209V211L80 212H78V213H76L75 211H77V210H75L76 208H78V202H76V200H78V199H75L74 197H72ZM93 191V190H92ZM91 190H90V192L91 193H89L90 195L93 193L94 194V192H92ZM159 191H161V190H159ZM163 191H165V189L163 188ZM162 191V192H163ZM175 191H177L178 192V190H175ZM224 192H225V190H223ZM80 192V193H79ZM96 192V191H95ZM98 192H96L97 194H99L100 195V193H98ZM212 192H213V190H212ZM211 192V193H212ZM215 192V191H214ZM224 192H222L221 191V193H224ZM2 193V192H1ZM1 193H0V195H1ZM73 193V194H74ZM87 193V192H86ZM87 193V194H88ZM102 193V194H103ZM220 193V196L222 195ZM226 193H227V191H226ZM5 194H6V192H5ZM46 194H48L47 196H46ZM74 194V195H75ZM179 194H181V193H178L177 194V196H179ZM3 195V194H2ZM75 195V196H76ZM84 195H85V192H84ZM90 195H88V196H90ZM182 195V194H181ZM180 195V196H181ZM208 195V194H207ZM212 194H210V196H211ZM218 196H219V194H217ZM224 195V194H223ZM50 196L51 197H54V198H56L55 200H61V206L58 208L59 209V211L57 212V213H55L56 212V210H55V212L54 213H51V211L53 210L52 209V207H50L49 206V208H48V206H47V208H46V212L48 211L47 209H49V212H50V214H48L49 216H48V218H49V222L46 224V226L43 228L42 227V229L40 230L41 232H39V229L40 228H38L37 226H38V224H40L39 222H38V220H37V222H38V224H32L33 223V221L31 220L32 218H34L36 215H37V213L39 212H36L35 214V216L33 215V213L36 211V209L40 206V205H42V201H44V202H47V201H45L46 200V198L45 197H49L50 198ZM91 196V197H92ZM209 196V197H210ZM225 197H226V195H224ZM82 197H85V196H82ZM169 197H166V198H169ZM183 197V196H182ZM217 197V196H216ZM216 197H214V200L216 201ZM224 197V198H225ZM73 198V199H72ZM80 198L81 199H84L85 201H83L82 202V200H80ZM94 198V197H93ZM178 198V197H177ZM177 198H176V200H177ZM180 198V197H179ZM222 198V197H221ZM45 199V200H44ZM50 199H52V198H50ZM106 199V200H105ZM108 199V200H107ZM165 199V200H164ZM207 199V198H206ZM218 199H219V197H218ZM226 199H227V197H226ZM226 199H225V201H226ZM54 200V199H53ZM75 200V201H74ZM92 200L94 201V202H92ZM168 200V199H167ZM173 200H171V201H173ZM180 200H181V198H180ZM180 200H179V202H180ZM183 200V199H182ZM181 200V201H182ZM209 200V199H208ZM219 201V200H218ZM224 201V202H225ZM160 202H161V204H160ZM175 202V201H174ZM219 202H221V204H223L224 202H223V200L221 199V201H219ZM223 202V203H222ZM1 203H2V198H1ZM54 203V202H53ZM173 203V202H172ZM172 203L170 202L169 203V205L171 204L172 205ZM209 203V202H208ZM218 202H216V204H215V202H213V204H212V208H213V205H214V207H215V205H218L219 206V204L220 203H218ZM44 204H46V203H44ZM95 204H97L98 205V208L100 209L101 207H106V210H97L96 208H97V206L95 207L94 205ZM165 204H168V203H165ZM175 204H177L176 202H175ZM183 204V203H182ZM220 204V207L222 206ZM47 205V204H46ZM173 205H174V203H173ZM178 205V204H177ZM185 205V204H184ZM59 206V205H58ZM167 206V205H166ZM183 206V205H182ZM240 206H241V204H240ZM44 207V206H43ZM79 207V208H80ZM92 207H94V209H91L93 212H94V210L96 209L97 211H96V213L94 212V214L92 215V213H90L91 211H90V208H92ZM168 207V206H167ZM166 207V208H167ZM171 207V206H170ZM173 207V206H172ZM171 207V208H172ZM176 207V206H175ZM174 207V208H175ZM185 207V206H184ZM184 207L182 208V209H184ZM248 207H249V205H248ZM164 208H165V205H164ZM174 208H173V210H174ZM211 208V209H212ZM216 208H217V206H216ZM222 208V207H221ZM243 208H244V206H243ZM45 209V208H44ZM169 209V208H168ZM214 209V208H213ZM212 209V210H213ZM172 210V209H171ZM172 210V211H173ZM179 209H177L176 211H178ZM209 210V209H208ZM207 210V211H208ZM216 211H218L217 209H215ZM160 211V210H159ZM184 211V210H183ZM204 211L205 210H203L202 211V213H204ZM48 212V213H49ZM158 212V211H157ZM171 212V211H170ZM212 212H214L215 213V211L213 210ZM223 212V211H222ZM236 212H238L237 210H236ZM173 213H176V212H173ZM179 213V212H178ZM200 213V212H199ZM221 212H220V210H219V214H220ZM224 213V212H223ZM40 214H42L41 212H40ZM77 214H79V215H77ZM90 214H91V216L92 217H90ZM95 214H96V216H95ZM172 214V213H171ZM197 214V213H196ZM209 214H211L210 212H209ZM219 214H218V216H219ZM225 214V213H224ZM238 214H239V212H238ZM243 214V213H242ZM241 214V215H242ZM33 215V217L31 218V216ZM44 215V214H43ZM99 215V216H98ZM157 216V218H156V216ZM162 215H164V213L162 214ZM175 215V214H174ZM181 215V214H180ZM201 215V214H200ZM221 216H222V214H220ZM233 215V214H232ZM235 215H236V213H235ZM234 215V216H235ZM41 216V215H40ZM39 216V217H40ZM93 216H95V217H101L102 218V221L103 222H101V220L99 221L100 223V225H101V223H102V226H99V224H98V226L100 227V230L101 229H103L102 230V232L100 231H98L97 229L98 228H96L94 225H95V223H98V222H96L97 220V218H95V221H93L92 220V222H93V224L91 223V219H89V217L90 218H92V219H94L93 218ZM214 216L216 217V215L214 214ZM221 216H219V217H221ZM224 216L225 215H223V217L222 218H224ZM226 216H227V214H226ZM225 216V217H226ZM237 216L238 215H236V219H238L237 218ZM37 218H38V216H36ZM176 217H177V215H176ZM180 217V216H179ZM201 217H203V214H202V216ZM209 216H207V218H208ZM41 218V217H40ZM100 218V219H101ZM195 218V217H194ZM199 218H200V216H199ZM206 218V219H207ZM214 217H212L211 219H213ZM35 219V218H34ZM159 221H158V220ZM209 219V218H208ZM215 220H218L217 218H214ZM214 219H213V221H214ZM221 219V218H220ZM236 219H234V220H236ZM158 222H157V221ZM191 220V219H190ZM189 220V221H190ZM196 220V219H195ZM194 220V221H195ZM201 220H203L202 218L199 220L198 218H197V222L199 221V222H202ZM222 221L224 220L225 221V219H221ZM3 221H1V222H3ZM142 222V223H144L143 225H142V227L143 228H141V227H139V222ZM192 221L193 220H191L190 222H191V226H190V228L193 226V225H195V224H193L192 225ZM219 221V220H218ZM221 221V222H222ZM37 222H35V223H37ZM95 222V223H94ZM181 223H182V220L180 221ZM185 222V221H184ZM199 222H198V225H200L199 224ZM206 222V221H205ZM215 222V221H214ZM213 222V223H214ZM158 223H159V225H158ZM175 223V222H174ZM204 223V222H203ZM219 223V222H218ZM223 224H224V222H222ZM226 223V222H225ZM234 223H235V221H234ZM233 223V224H234ZM168 224V223H167ZM171 224H173V223H171ZM185 224H187V222L185 223ZM185 224H183L184 226H185ZM202 224V223H201ZM204 224H206V223H204ZM210 224L212 225V223H211V221H210ZM210 224H209V226H210ZM235 224V225H236ZM182 225V227H184ZM207 225H208V223H207ZM214 225V224H213ZM212 225V226H213ZM231 225V224H230ZM4 226V225H3ZM2 226V227H3ZM40 226V225H39ZM42 226V225H41ZM44 226V225H43ZM162 226V227H161ZM168 226H169V224H168ZM168 226H166L165 228H167ZM197 226V225H196ZM201 226L202 225H200V228H201ZM205 226V225H204ZM212 226H210V227H212ZM38 229H37V228ZM186 227V226H185ZM194 227V226H193ZM199 227V226H198ZM210 227H208V228H210ZM235 227V226H234ZM141 228V229H140ZM175 228V227H174ZM205 227H203L201 230H202V232L200 231V229H199V232L197 233V235L199 234V233H204L203 232V229H204ZM218 228H219V226H218ZM232 228V227H231ZM231 228H229L230 230H232ZM185 229H187V228H185ZM185 229H183V230H185ZM196 228L194 227V230H195ZM206 229V228H205ZM204 229V230H205ZM168 230V229H167ZM166 230V231H167ZM171 230V229H170ZM175 230V229H174ZM228 230V229H227ZM176 231V230H175ZM174 231V232H175ZM185 231H187V230H185ZM192 231V230H191ZM233 231V230H232ZM40 234H39V233ZM188 232H189V230H188ZM193 232V231H192ZM235 232H234V234H235ZM1 233V232H0ZM46 233H47V235H46ZM206 233V232H205ZM204 233V234H205ZM85 236H84V235ZM167 234V235H166ZM171 234V233H170ZM192 234H194V233H192ZM203 234V235H204ZM216 234V233H215ZM228 234H229V236H227L226 237V240H228V239H230L231 240V237H230V235H232V234H230V232H228ZM1 235V234H0ZM191 236L190 234H187V236ZM203 235H198V236H200V238L202 237L203 239H204V241H203V243L205 244V237H206V235H204L205 237H203ZM47 238H46V237ZM184 236H186V234L184 235ZM198 236H193V238L195 239V242H197L200 238L198 237ZM235 236H232V239L235 237ZM44 237L46 238V240L45 241H47L46 242V244L44 243V244H42V242L41 241H43L44 240ZM220 237V236H219ZM228 237H230V238H228ZM42 238H43V240H42ZM185 238H187V237H185ZM190 238V237H189ZM188 238V239H189ZM207 238V237H206ZM209 238V237H208ZM228 238V239H227ZM236 238V237H235ZM38 239H40L41 241V244H39L40 242L38 241ZM174 240V241H173ZM187 240V239H186ZM216 240V239H215ZM225 240V242H227ZM36 241H38V244H39V246H37L38 244H36ZM190 241V240H189ZM209 242V241H208ZM264 242V241H263ZM263 242H261V243H263ZM166 243V242H165ZM224 243V242H223ZM257 243V242H256ZM260 243V244H261ZM196 244V243H195ZM203 244V245H204ZM209 244V243H208ZM216 244V243H215ZM226 244V243H225ZM240 244V246H238V247H236L237 245H239ZM241 244L243 245L242 247H241ZM260 244H257V246L259 245V247L258 248H260ZM167 245V244H166ZM191 245V244H190ZM202 245V244H201ZM200 245V246H201ZM224 245V244H223ZM171 246V245H170ZM212 246V245H211ZM256 246V247H257ZM262 246H264V244H262ZM204 247V246H203ZM223 247V246H222ZM241 247V248H240ZM249 247V246H248ZM251 247H249V248H251ZM255 247V248H256ZM168 248H169V245H168ZM167 248V249H168ZM200 248V249H199ZM205 248V247H204ZM206 248H207V246H206ZM205 248V249H206ZM211 248V247H210ZM213 248V247H212ZM215 248V247H214ZM230 248V249H231ZM227 249V248H226ZM263 249H264V247H263ZM219 250H220V248H219ZM228 250V249H227ZM232 250V249H231ZM230 250V251H231ZM233 250H234V248H233ZM233 250L230 252V254H232L233 253ZM258 251L260 250V249H257ZM256 249L254 250L253 249V251L255 252V251H257ZM241 251V250H240ZM239 250H238V252H240ZM250 251H251V249H250ZM250 251H249V253H250ZM258 251L256 252V253H258ZM261 251V250H260ZM259 251V253L258 254H262V252H260ZM38 252V253H37ZM171 252V251H170ZM222 252V251H221ZM235 252V253H236ZM242 252H243V250H242ZM201 253H203V254H201ZM225 253H226V251H225ZM248 253V252H247ZM253 253V252H252ZM211 254V253H210ZM243 254L244 253H242V256L241 257H243ZM246 254V253H245ZM254 254V253H253ZM39 255V256H38ZM228 255V256H227ZM241 255V254H240ZM247 255H252L251 253L250 254H247ZM246 255V256H247ZM263 255H264V253H263ZM36 256H38V258L36 259ZM226 256L227 257H229V254H226ZM237 258L239 259L240 257H239V255H238V253H237ZM255 257H256V254H255ZM261 257V256H260ZM260 257H258V255H257V258H259V259H257L256 258V260H258V261H260ZM263 257V256H262ZM203 259L205 258V255H203V257H202ZM233 257H232V255H231V257H230V259H232ZM234 258H236V257H234ZM244 258V257H243ZM242 258V259H243ZM247 259H246V261L247 260H249L250 259V257H249V259H248V257H246ZM223 259H225L226 260V258H225V256H224V258ZM238 259H236V260H238ZM241 259V258H240ZM239 259V260H240ZM253 259H254V256H253ZM263 259H264V257H263ZM211 260V259H210ZM216 260V259H215ZM228 260V259H227ZM234 259H232L231 261H233ZM204 261V263L206 264V262H205V260H203ZM229 261V260H228ZM227 261V263L226 264H229V262ZM250 261V260H249ZM248 261V262H249ZM264 261V260H263ZM244 262V261H243ZM251 262H253V261H251ZM231 263V262H230ZM234 263V262H233ZM238 263H242V262H239V261H237V264ZM254 263L256 264L257 262H255L254 261ZM253 263V264H254ZM199 264H200V262H199ZM201 264H203V263H201ZM235 264H236V261H235ZM244 264H246V263H244ZM258 264V263H257ZM259 264H263V262H262V259H261V263H259Z\"/></svg>",
    "mask_w": 264,
    "mask_h": 264
}]
</instances>
